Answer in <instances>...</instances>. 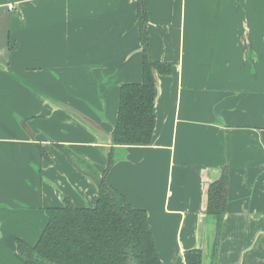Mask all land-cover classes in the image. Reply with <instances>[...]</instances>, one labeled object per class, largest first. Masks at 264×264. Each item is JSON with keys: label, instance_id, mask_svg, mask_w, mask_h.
<instances>
[{"label": "crops", "instance_id": "1", "mask_svg": "<svg viewBox=\"0 0 264 264\" xmlns=\"http://www.w3.org/2000/svg\"><path fill=\"white\" fill-rule=\"evenodd\" d=\"M145 3L172 73L151 143L115 146L119 89L142 79L138 0H0V264H24L16 242L36 243L46 209L93 208L100 178L147 213L160 264L193 249L212 264L206 192L223 170L214 264H264V0Z\"/></svg>", "mask_w": 264, "mask_h": 264}, {"label": "trees", "instance_id": "2", "mask_svg": "<svg viewBox=\"0 0 264 264\" xmlns=\"http://www.w3.org/2000/svg\"><path fill=\"white\" fill-rule=\"evenodd\" d=\"M138 2L140 44L142 48V79L140 83L124 84L119 89L117 120L112 130V144L149 145L155 127V78L172 73L169 63L151 58L147 31L145 0ZM143 7L144 18L141 17ZM68 160L84 166L88 175L97 179V172L69 150L59 146ZM113 164L108 157L106 170ZM105 170V171H106ZM97 181V180H96ZM98 197L93 208H77L68 199L62 207L45 210L47 222L33 246L16 242V250L24 264H160L155 241L148 226L147 213L132 207L122 194L104 180L97 186ZM228 175L223 170L209 184L205 214L216 227L211 261L217 253L218 236L227 207ZM185 264H202L199 249L184 253Z\"/></svg>", "mask_w": 264, "mask_h": 264}, {"label": "water", "instance_id": "3", "mask_svg": "<svg viewBox=\"0 0 264 264\" xmlns=\"http://www.w3.org/2000/svg\"><path fill=\"white\" fill-rule=\"evenodd\" d=\"M138 2H139V4L140 5H142L143 4V2H142V0H138ZM141 17H142V19L144 18V14H143V7H141ZM153 76H154V78H155V86H156V82H157V74H156V72L155 71H153ZM103 180H102V178H100L99 179V183H101ZM213 222V221H212ZM213 224H214V232H213V242H212V245H211V256H212V246H213V243H214V241H215V237H216V233H217V231H216V227H215V223L213 222ZM202 254V253H201ZM203 254H202V264H203Z\"/></svg>", "mask_w": 264, "mask_h": 264}, {"label": "built area", "instance_id": "4", "mask_svg": "<svg viewBox=\"0 0 264 264\" xmlns=\"http://www.w3.org/2000/svg\"><path fill=\"white\" fill-rule=\"evenodd\" d=\"M9 8L11 9V8H12V6H9Z\"/></svg>", "mask_w": 264, "mask_h": 264}]
</instances>
